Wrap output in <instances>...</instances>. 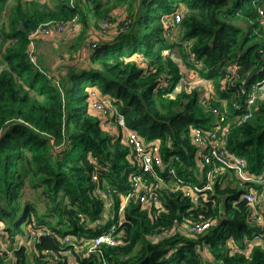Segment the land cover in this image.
I'll list each match as a JSON object with an SVG mask.
<instances>
[{"label":"trees","instance_id":"16d2710c","mask_svg":"<svg viewBox=\"0 0 264 264\" xmlns=\"http://www.w3.org/2000/svg\"><path fill=\"white\" fill-rule=\"evenodd\" d=\"M261 10L264 0H0V264H264L262 245L249 256L229 251L231 239L261 232L235 169L220 170L197 206L178 188L202 185L212 167L196 128L217 127L248 173L264 172V100L237 121L248 112L242 91L264 76ZM46 23L70 31L32 39ZM93 90L160 145L161 180L143 174L160 204L133 197L120 214L141 166L122 127L90 104ZM225 100L219 123L212 109ZM195 221L210 226L195 233ZM113 224L117 244L85 256L86 242Z\"/></svg>","mask_w":264,"mask_h":264},{"label":"built area","instance_id":"2783aa9c","mask_svg":"<svg viewBox=\"0 0 264 264\" xmlns=\"http://www.w3.org/2000/svg\"><path fill=\"white\" fill-rule=\"evenodd\" d=\"M261 14H264V11H260ZM78 18L74 19V22ZM181 20V16H175V23ZM166 24L169 27V31L172 32L174 29V22L169 18H166ZM48 24L41 26L31 34V38H36L44 35L43 33H48L50 28ZM107 24H104L106 27ZM54 29L56 31L67 29L68 24H54ZM65 31V30H64ZM63 32V31H62ZM173 33V32H172ZM171 33V34H172ZM41 34V35H40ZM93 46H96V42L93 41ZM32 48H34V42L32 41ZM31 59L34 60L35 56L33 52L30 53ZM236 68L237 65L234 64ZM183 83L186 82L185 78L181 80ZM242 84H246V80H242ZM249 91L246 97V108L248 112L241 116L237 121L244 122L251 114L252 106H254L258 101L264 100V76H258L254 82L251 83L248 90H243L245 93ZM233 107H239L233 98L230 99ZM90 104L97 111L101 112L105 116H110L113 118L114 124H118L122 127L125 132L127 143L133 149V154L136 160L141 166V173L133 174L132 184L129 191L124 196L121 207L119 208L120 214L125 210L127 203L131 198L135 197L139 199L141 203H153L160 204V199L156 191L150 186L147 182L144 181L143 174L145 173H154V175L161 180V177L158 175L156 167L157 166H167L168 164L164 163L163 158L160 153V145L154 141L146 142L142 136H140L136 131L131 129L127 123L125 117L116 109L113 101L108 97L100 96L97 90H93L90 93ZM228 101L225 100L224 107L220 110L218 108H213L212 112L218 117V122L222 123L227 120L228 112ZM239 121V122H240ZM218 128H214L211 131H208L206 134L202 128H196L194 130V141L204 146V150L201 153L203 161L207 164L212 165L210 170L207 172L206 181L202 185L193 186L191 184H186L181 180H178V188L184 192V195L188 196L194 203L195 206L201 200H206L209 196V191L213 189L214 181L220 170H223L226 167L233 168L237 171L242 182L249 184L247 189L242 192L241 199L245 200L250 208L249 218L250 221L254 224H257L261 228V232H256L250 239L245 242L237 243L233 239L229 241V251L230 253H240L246 256H249L252 249L255 245H262L264 247V172L261 174L248 173L246 171V160L243 157L236 155L235 153L229 151L224 145L222 139H219ZM98 174L93 175L94 180H98ZM98 193L103 196H110L109 191H105L102 188H99ZM111 203V201H110ZM82 216V214H80ZM98 223L100 221H97ZM209 221H195L191 226L190 230L192 232L198 233L209 228ZM116 228V224L111 226V231L106 233L98 234L92 237L89 241L86 242L87 249L85 256H90L92 254H98L103 256L102 246L104 244L115 245L118 240L113 236V232ZM171 228L165 229L163 233L169 232ZM43 232V230H40ZM0 235H3V232H0ZM33 235V233H31ZM157 236V235H155ZM66 241H70V237L65 238ZM19 242H23L22 239ZM208 264H213L209 261Z\"/></svg>","mask_w":264,"mask_h":264},{"label":"rangeland","instance_id":"374dc122","mask_svg":"<svg viewBox=\"0 0 264 264\" xmlns=\"http://www.w3.org/2000/svg\"><path fill=\"white\" fill-rule=\"evenodd\" d=\"M74 24H75V26H78V24H79V19L77 20V21H75L74 22ZM48 27L50 28V31L48 32V33H43L44 35H42V36H51V35H53V34H61L62 33V31H63V33H65V34H67L70 30H68V28L67 29H64V30H59V31H56L55 29H54V24H48ZM62 33V34H63ZM41 35V34H40ZM48 42V41H47ZM44 44V43H43ZM43 44H42V46H43ZM51 57L50 58H53V57H56V64H60L61 63V61H62V56H61V53H59V52H57L56 54H52V55H50ZM185 78V77H184ZM185 80H186V78H185Z\"/></svg>","mask_w":264,"mask_h":264},{"label":"crops","instance_id":"0c3cea01","mask_svg":"<svg viewBox=\"0 0 264 264\" xmlns=\"http://www.w3.org/2000/svg\"><path fill=\"white\" fill-rule=\"evenodd\" d=\"M55 35L58 36V35H60V34H53V35H51V36H39V37L46 38V40L50 41ZM46 42H47V41H46ZM44 45H45V44H44Z\"/></svg>","mask_w":264,"mask_h":264},{"label":"water","instance_id":"95a60500","mask_svg":"<svg viewBox=\"0 0 264 264\" xmlns=\"http://www.w3.org/2000/svg\"><path fill=\"white\" fill-rule=\"evenodd\" d=\"M24 27H23V23H21V26H20V29H23Z\"/></svg>","mask_w":264,"mask_h":264}]
</instances>
